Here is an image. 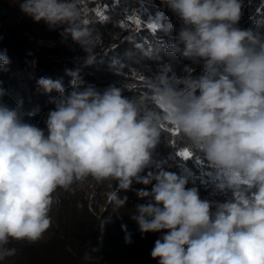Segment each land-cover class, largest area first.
<instances>
[{
  "label": "clouds",
  "instance_id": "9594fccd",
  "mask_svg": "<svg viewBox=\"0 0 264 264\" xmlns=\"http://www.w3.org/2000/svg\"><path fill=\"white\" fill-rule=\"evenodd\" d=\"M13 2L35 22L66 26L64 34L93 63L99 36L84 26L77 0ZM161 2L181 24L165 51L204 62L202 75L180 78L182 96L165 76L137 99L123 96L115 85L102 91L81 87L79 73L66 70L67 92L59 80H38L46 93H59L51 101L47 135L22 120L19 106L0 104V258L12 253L11 241L41 239L51 225L58 188L91 177L114 180L108 200L122 207L127 197L119 191L129 190L133 181L152 185L151 191L137 192L148 202L137 205L131 219L141 233L166 232L151 250L159 264H264V37L252 30L264 17L254 16L242 30L237 27L242 0ZM9 62L0 53V71ZM148 102L155 109L146 108ZM169 126L223 173L216 187L232 197L214 212L197 188L186 187V177L167 171V161L154 160L161 129ZM163 140L169 148L174 134ZM121 227L131 243L126 225Z\"/></svg>",
  "mask_w": 264,
  "mask_h": 264
},
{
  "label": "rangeland",
  "instance_id": "374dc122",
  "mask_svg": "<svg viewBox=\"0 0 264 264\" xmlns=\"http://www.w3.org/2000/svg\"><path fill=\"white\" fill-rule=\"evenodd\" d=\"M4 1L7 5L5 8L14 16L12 19L13 30L18 34L21 41L29 47L38 62H42L41 65H56V62L70 60L77 67H82V70L90 67L86 63V54L80 45L73 41L71 35L64 34L66 26L52 28L44 21L35 22L30 15L21 10L19 3L13 2V0ZM77 4L81 9L83 21L97 20L103 22L104 25H109L111 30L114 27V34H108L99 39L95 50V58L99 61L109 58L106 56L110 54V51L117 50L116 53L119 51V54H114L113 60L105 63L112 67L110 79L113 82L108 81L98 86L100 90H104L109 85H115L117 87L123 86L128 90L147 91L146 88H149V85L157 77L165 76L173 82L178 95L182 96L183 85L180 78L189 74L200 76L204 73L203 61L193 63L165 51L166 47L174 42L181 24L178 17L166 5L162 4L161 0H115L112 7L108 6L106 0H77ZM113 10H115V14ZM254 16L264 17V0H242V15L237 27L242 30L248 28L251 26ZM137 19L140 20L139 25L135 23ZM10 54L14 57L19 55ZM90 65L92 66V63ZM7 67L6 65L4 69ZM9 69H11L10 66ZM17 69L15 70L17 89L23 97L26 96L24 99L22 97L19 99L28 100L29 83L27 75ZM60 70L59 67L58 71ZM0 72L5 73V70ZM31 79L32 84L36 87L34 77ZM51 80L57 81V76ZM135 97L141 96L135 94ZM21 103L17 100L14 108L29 106ZM51 103L49 98H45L44 105L40 104L37 109L33 108L37 113L36 118L31 119L32 124H35L34 126L43 130L48 113L52 111ZM46 112L47 114H45ZM170 133L174 134L175 139V142L170 144V151L175 150V148L179 150V153L188 150L192 155L185 159L174 151L178 161H167L166 170L186 177L188 179L186 187L197 188L200 198L209 201L212 205L211 211L214 212L218 203L231 199L232 193L230 190L220 191L217 189V183L224 179L223 173L213 168L201 153L190 149L187 141L181 137L177 129L170 126L162 128L160 141L153 151L154 160L165 161L160 157V143H162L161 139H168ZM163 142L168 148V143L164 140ZM148 171L149 169H146L141 175H146ZM154 183L155 181H153ZM85 186L89 188V201L94 214L97 217L106 216L108 219L117 217L128 205L137 201L142 200V204H146L147 198H139L137 192L141 189L151 191L152 188L151 184L144 185L133 181L129 190L118 192L121 198L127 197L126 204L122 207L108 200V194L117 187L114 180L98 182L93 179ZM103 238V233H101V239L103 240Z\"/></svg>",
  "mask_w": 264,
  "mask_h": 264
},
{
  "label": "trees",
  "instance_id": "16d2710c",
  "mask_svg": "<svg viewBox=\"0 0 264 264\" xmlns=\"http://www.w3.org/2000/svg\"><path fill=\"white\" fill-rule=\"evenodd\" d=\"M106 2L109 4L108 6L112 7L115 0H106ZM6 6L5 1L0 0V53H6L10 61L7 66H10L11 69L8 70L7 67L4 69L5 73L0 72V89H4L6 93L0 96V104L9 108H14L17 100L22 102V105L28 104V107L19 108L23 110L20 111V116L24 122L32 124L31 119H35L37 115L33 108L37 109L40 104L44 105L45 98L52 101L59 95L55 90L46 93L41 87H37L39 86L37 80L41 78L52 79L57 76L66 92L71 88V77L66 74V70L79 73L82 81L81 87L93 86L100 90L98 86L108 81L113 82L110 79L112 67L105 63L113 60L114 54H119V51L117 53L115 52L117 50L110 51V54L106 56L109 57L107 59L99 61L95 58L92 66L89 64L90 67L86 70L77 67L70 60L56 62V65L59 66L55 64L41 65L42 62H38L29 47L13 30L12 19L14 16L8 12ZM113 13H116L115 10ZM83 23L93 31L94 35H98L99 39L115 32L114 27L111 30L109 25H104L101 21L85 20ZM10 53L19 55L14 57ZM59 67L60 71H58ZM16 68L27 75L28 100H22L26 96L23 97L18 92ZM32 77L36 81V87L32 84ZM119 87L124 89L122 95L127 98H134L135 94L143 96L149 92V88H146L147 91H135L134 89H125L123 86ZM21 97L22 99H19ZM135 98L138 99V97ZM50 106L52 110L55 109L54 103H51ZM145 106L148 109H155V105L151 102L146 103ZM43 130L47 135L46 124L43 125ZM160 145V157L163 160L178 161L175 153L165 146V142ZM90 180L93 178L88 177L82 181L74 182L67 189L58 188L52 194L53 204L49 213L51 217L49 229L41 239L35 242L11 241L7 247L12 250V253L0 258V264H159L158 259L151 257V250L155 241L166 232L141 233L137 222L131 219V213L143 201L128 205L113 219H108L106 216L97 217L91 209L89 188L85 186ZM122 224L126 225L127 232L131 234V243L125 242V231L122 230ZM101 233H103V240ZM86 253L90 255L89 260L84 259Z\"/></svg>",
  "mask_w": 264,
  "mask_h": 264
},
{
  "label": "snow or ice",
  "instance_id": "6c2138e0",
  "mask_svg": "<svg viewBox=\"0 0 264 264\" xmlns=\"http://www.w3.org/2000/svg\"><path fill=\"white\" fill-rule=\"evenodd\" d=\"M135 23H136L137 25H139V24H140V20L137 19V20L135 21ZM153 27H155V25H153ZM177 131H178V130H177ZM178 155L184 157L185 159H187V158H190L192 154H191L188 150H184V151L178 153Z\"/></svg>",
  "mask_w": 264,
  "mask_h": 264
}]
</instances>
